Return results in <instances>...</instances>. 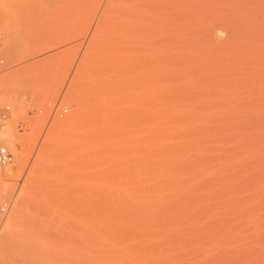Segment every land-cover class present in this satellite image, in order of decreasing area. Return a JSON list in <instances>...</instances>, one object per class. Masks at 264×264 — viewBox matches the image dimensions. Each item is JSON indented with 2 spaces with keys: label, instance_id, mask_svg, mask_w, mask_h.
Masks as SVG:
<instances>
[{
  "label": "bare ground",
  "instance_id": "6f19581e",
  "mask_svg": "<svg viewBox=\"0 0 264 264\" xmlns=\"http://www.w3.org/2000/svg\"><path fill=\"white\" fill-rule=\"evenodd\" d=\"M13 1V11H20ZM71 1L90 18L91 43L111 44L123 59L107 63L105 77L93 83L102 93L86 110L87 138L99 160H112L113 187L125 188L132 203L150 199L151 211L127 210L109 193L106 169L97 189L41 191L34 214L17 231L15 220L28 205L24 196L9 228L17 257L25 264H264V150L243 159L240 147H221L230 141L217 118L230 64L207 63L209 55H201L233 51V44L214 45L205 28L218 0ZM131 153H142L134 164L114 159ZM254 190L260 195L237 196ZM189 204L190 215L179 217ZM174 217L186 223L187 234L177 230L141 246L163 235Z\"/></svg>",
  "mask_w": 264,
  "mask_h": 264
},
{
  "label": "rangeland",
  "instance_id": "374dc122",
  "mask_svg": "<svg viewBox=\"0 0 264 264\" xmlns=\"http://www.w3.org/2000/svg\"><path fill=\"white\" fill-rule=\"evenodd\" d=\"M19 2L20 11H13V0H0V113L8 104L13 109L4 122L1 136L3 143L15 154L12 164L0 167L4 174L0 179V264H25L23 258H18L15 253L14 237L9 229L24 196H28V205L22 216L15 220L17 231L34 214L41 191L55 188L70 192L78 188L97 189L103 185L102 170L106 169L109 193L121 197L127 210L134 209L138 213L151 211L150 199L132 203L125 188L119 190L113 187L115 168L112 160H99L87 138L86 110L90 102L102 93L101 88H95L94 84L105 77L107 63L123 62L121 52L111 44L98 42L96 48L91 43L93 30H88L90 18L82 16L86 13L76 8L71 0ZM205 28L214 45L223 48L233 44L231 54L221 52L217 56L214 54L217 49L201 54L209 55L207 63L218 59L220 63L230 64L226 85L221 86L222 94L227 95L221 97V105L225 106H222L217 118L220 129L224 131L222 135L228 136L231 142L228 140L221 147H240L245 151L243 159L258 157L264 150V0H218ZM231 29L235 31L232 43L228 32ZM195 91L199 94L205 89H194L192 92ZM65 108L67 112L61 116ZM145 147L136 145L138 150ZM134 153L121 154L114 159L123 165H131L142 155ZM214 173L197 180L195 187L204 186L207 179L215 176ZM247 176L244 174L243 178ZM160 180L164 186L165 179ZM125 182L133 184L136 179L125 178ZM253 194L260 195L254 190L237 196ZM209 201L201 202L202 206H207ZM5 204H8V212L3 214L1 208ZM187 206L186 212L179 209L183 212L179 217L183 215L186 219V214L190 215L191 205ZM170 226L163 229L160 237L142 240L145 242H140L141 246L168 239L177 230L188 232L186 229L189 228L175 217L171 218ZM122 230L128 233L132 229ZM122 234L126 236L129 233ZM195 247L199 244L190 248Z\"/></svg>",
  "mask_w": 264,
  "mask_h": 264
},
{
  "label": "built area",
  "instance_id": "2783aa9c",
  "mask_svg": "<svg viewBox=\"0 0 264 264\" xmlns=\"http://www.w3.org/2000/svg\"><path fill=\"white\" fill-rule=\"evenodd\" d=\"M12 106L10 104L3 107L1 113H0V167H5L14 162L15 154L11 149L3 143V137L2 135V129L4 127V122L11 116L12 114ZM67 112V109L65 108L60 115L63 116L64 113ZM1 212L3 214H6L8 212V204H5L1 208Z\"/></svg>",
  "mask_w": 264,
  "mask_h": 264
}]
</instances>
